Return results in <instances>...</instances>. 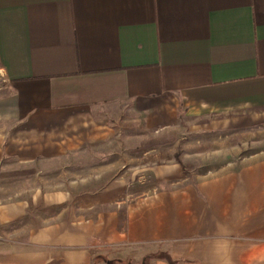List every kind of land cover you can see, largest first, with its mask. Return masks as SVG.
I'll return each mask as SVG.
<instances>
[{
  "label": "crops",
  "instance_id": "obj_1",
  "mask_svg": "<svg viewBox=\"0 0 264 264\" xmlns=\"http://www.w3.org/2000/svg\"><path fill=\"white\" fill-rule=\"evenodd\" d=\"M182 124L205 175L129 193L148 162L129 142ZM22 169L0 221L28 220V247L0 243V264H106L119 244L264 264V0H0V173Z\"/></svg>",
  "mask_w": 264,
  "mask_h": 264
},
{
  "label": "rangeland",
  "instance_id": "obj_2",
  "mask_svg": "<svg viewBox=\"0 0 264 264\" xmlns=\"http://www.w3.org/2000/svg\"><path fill=\"white\" fill-rule=\"evenodd\" d=\"M137 126L134 123H129L128 125H123V129L119 131H126L129 134L137 132ZM127 127V128H125ZM140 127V126H139ZM181 131H166L165 134L159 137L156 135L160 131L145 130L146 137L143 143L139 144V141H130V150L135 154L136 149H140L143 145L146 154V169L142 173H129L128 180L130 182L128 186L129 193L138 192L141 190H151L154 192L155 187H174L170 185V182L175 181H196L199 180L201 176L205 174L191 173L186 171L184 160V125L181 126ZM177 135V140L173 141L169 138ZM138 145V146H137ZM155 149V150H152ZM156 153L159 154L155 155ZM174 154L176 156V165L169 166V171L166 172L164 162L169 156ZM159 161L158 164H153L150 162ZM16 171H6L0 173V201L6 200L9 192L12 190L9 182L15 176H22L28 178V171L22 169L21 172ZM113 178L117 175L112 174ZM104 176L109 178L110 174H104ZM158 189V188H157ZM2 207V206H0ZM26 225H28V220L22 219L20 221H0V243L4 247L14 248H27L28 243L24 235H16V232H24ZM163 246L159 244H119L110 248L103 249V253L106 256H98L99 261H103L106 264H151L152 260H164L167 253L164 251ZM109 255V256H108Z\"/></svg>",
  "mask_w": 264,
  "mask_h": 264
},
{
  "label": "trees",
  "instance_id": "obj_3",
  "mask_svg": "<svg viewBox=\"0 0 264 264\" xmlns=\"http://www.w3.org/2000/svg\"><path fill=\"white\" fill-rule=\"evenodd\" d=\"M165 260L168 262V264H174L168 255H165Z\"/></svg>",
  "mask_w": 264,
  "mask_h": 264
}]
</instances>
